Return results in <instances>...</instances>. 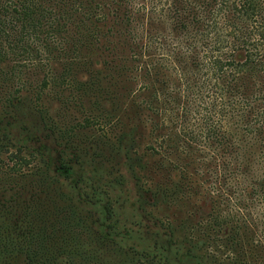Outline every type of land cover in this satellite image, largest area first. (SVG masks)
Wrapping results in <instances>:
<instances>
[{
	"label": "trees",
	"instance_id": "trees-1",
	"mask_svg": "<svg viewBox=\"0 0 264 264\" xmlns=\"http://www.w3.org/2000/svg\"><path fill=\"white\" fill-rule=\"evenodd\" d=\"M1 132L0 264H264V0H0ZM201 162L255 232L192 204Z\"/></svg>",
	"mask_w": 264,
	"mask_h": 264
},
{
	"label": "rangeland",
	"instance_id": "rangeland-1",
	"mask_svg": "<svg viewBox=\"0 0 264 264\" xmlns=\"http://www.w3.org/2000/svg\"><path fill=\"white\" fill-rule=\"evenodd\" d=\"M77 122H79V121L76 120V123ZM13 132H14V136L10 134V138L4 139L3 143L8 144L10 142L11 144H15L16 146H20V145L25 146V149H26L25 154L27 156L28 163L21 164L22 165L21 169H22L23 173L29 172L32 169H34V167L38 166V164H39V161L37 160V158H39V155L36 152L38 150L43 151L44 149L41 148V144L36 139H34V140L31 139L30 136H27L26 134L22 133L21 130H14ZM2 134H3V132L0 133V138H1ZM39 136L40 135H38V137ZM95 136H96L95 134H92L91 132H87L85 134H81L80 139H81V141H85V140L89 141V140H94ZM34 137H36V136H34ZM43 144L46 147V151H45L46 156L49 159H51L53 161L52 163L54 164V162H56L59 159V152H57L55 150V146L52 144L51 141L43 140ZM90 149H92V148L90 147ZM10 151H11L10 154H7L8 158L10 157L11 154L16 153V148H12ZM32 155H34L36 158L34 159L32 157ZM210 155L211 154H206L204 156V158H209ZM8 158L5 159L6 160L5 162L7 164H11V166H13V164H15V162H9ZM12 161H14V160H12ZM88 162H91V161L88 160ZM100 162H103V161H100L97 158H94L92 161V165L97 169L98 172H104V169H103L104 166ZM200 164H201L200 165L201 169H199L200 173H199V175H195L198 178L197 182L200 186V196H198L195 200H193L192 204H195L198 207H200L202 211L206 210L208 212L209 209L211 208L210 205L212 204V202L210 201V198L208 196V191H216L218 185H217V183L214 182V180H210V181L206 182L205 179L201 178L202 176H204L206 174L207 171H206V168L202 165L203 162H201ZM53 168H54V165L52 167V170H53ZM191 172H193V171H191ZM77 175H79V177H80V175L82 176L83 173L79 174V172H77V174L74 175L75 177L73 176L74 177L73 180L77 177ZM122 175L123 176L127 175L125 170H124V172H122ZM174 178L178 179V176H175ZM69 181L70 180L64 181L65 188L67 190H69L70 192H72V189H71L72 186H71V183ZM230 184H231V188L229 190V195L231 196V198L228 196V192L226 190L227 187H224V186H218L219 188H221L222 195L221 194L220 195L224 196V198L223 197L217 198L218 194L217 193L213 194L214 199L216 198L218 201L221 202L219 209L224 211L225 215H227L228 213L229 214L232 213L231 217H233L235 219H240L242 221V223L246 222L248 226L251 225V229L253 230V232H255L256 230L253 229V223L255 221V217L253 215V207L251 204V200L247 199V201L244 202V203H246V205H245L246 208L243 209V206H240V204H239L240 202L237 201L239 198V195L233 193V192L237 191V188L239 190L241 187L238 184H236V180H234V179H231ZM115 194H117V196L119 197L118 203L116 205V212L119 213V211H121L122 215H123V211L125 213H135V214H133V217L141 214L140 211L133 209L135 206V202L132 200V198H133L132 193H130V192L126 193L125 191H123V189L115 188ZM120 194H123L124 198ZM191 209L192 208L186 207V208H183L182 211L184 214H189V213H191ZM171 213H172V211H169V210L167 211L165 209H162L161 211H158L156 213V215L158 217H162V216L170 217ZM152 223L153 222H151V224ZM146 224H148L149 227H151V225L148 221H147V223L144 221V219L142 218V215L136 221V225L142 229H145ZM149 227H147V229H149ZM255 233H256L255 237L264 242L263 232H261V230H260V231H257ZM143 244H144L143 242H139V247L142 249H143ZM223 255L225 256L224 253H223Z\"/></svg>",
	"mask_w": 264,
	"mask_h": 264
}]
</instances>
